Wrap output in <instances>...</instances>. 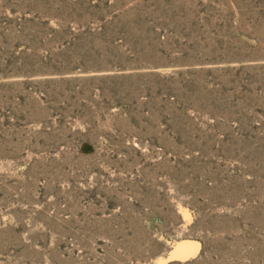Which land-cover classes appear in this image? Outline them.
Listing matches in <instances>:
<instances>
[{
	"label": "rangeland",
	"instance_id": "obj_1",
	"mask_svg": "<svg viewBox=\"0 0 264 264\" xmlns=\"http://www.w3.org/2000/svg\"><path fill=\"white\" fill-rule=\"evenodd\" d=\"M264 264V0H0V264Z\"/></svg>",
	"mask_w": 264,
	"mask_h": 264
},
{
	"label": "water",
	"instance_id": "obj_2",
	"mask_svg": "<svg viewBox=\"0 0 264 264\" xmlns=\"http://www.w3.org/2000/svg\"><path fill=\"white\" fill-rule=\"evenodd\" d=\"M200 244L194 241H184L174 246L167 259L162 260V263H168L172 261L186 262L191 260L199 254Z\"/></svg>",
	"mask_w": 264,
	"mask_h": 264
}]
</instances>
